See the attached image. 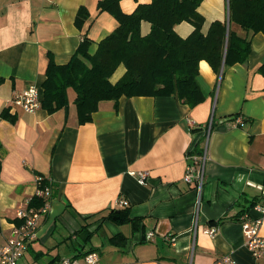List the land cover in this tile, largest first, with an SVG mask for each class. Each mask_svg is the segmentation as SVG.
Segmentation results:
<instances>
[{
	"label": "crops",
	"instance_id": "crops-1",
	"mask_svg": "<svg viewBox=\"0 0 264 264\" xmlns=\"http://www.w3.org/2000/svg\"><path fill=\"white\" fill-rule=\"evenodd\" d=\"M99 1L0 0V241L19 223L17 210L29 206L46 180L49 209L17 264H50L90 249L98 252L100 264H219L224 255L238 264H264L246 248L240 223L244 214L260 217L253 205L264 197L261 32L231 23L250 40L248 58L220 74L200 60L205 98L195 106L175 95L121 96L99 102L91 119L79 123L71 88L68 106L51 113L41 105L25 111L12 102L30 86L42 98L50 59L68 62L84 36L93 52L115 29L117 20L98 9ZM148 2L119 0L125 13ZM79 7L88 11L81 28L74 22ZM198 11L206 33L212 21H227L228 0H202ZM149 30L150 23L142 21L141 34ZM174 30L184 38L193 25L182 21ZM124 71L118 65L111 81ZM237 116L241 124H234ZM188 150L205 155L195 167L203 170L200 192L194 181L183 179ZM142 170L149 174L144 183L136 177ZM119 200L128 204L120 206ZM113 208H126L133 222L104 217Z\"/></svg>",
	"mask_w": 264,
	"mask_h": 264
},
{
	"label": "trees",
	"instance_id": "trees-1",
	"mask_svg": "<svg viewBox=\"0 0 264 264\" xmlns=\"http://www.w3.org/2000/svg\"><path fill=\"white\" fill-rule=\"evenodd\" d=\"M201 2L150 0L125 13L119 0H100L98 9L112 14L118 25L97 42L93 52L92 41L84 36L68 62L56 64L50 59L42 84L41 107L49 113L66 108L69 88L75 92L73 102L79 123L91 119L99 102H116L121 96L175 95L190 106L202 102L205 95L198 82L199 61L208 62L218 74L223 67L246 61L250 40L237 34L231 23L264 34V0H228L229 22L214 20L206 33L201 30ZM87 17L88 11L79 7L74 19L76 26L81 28ZM142 21L150 23L145 35L140 32ZM182 21L193 25L192 32L184 38L174 30L175 24ZM120 64L125 71L112 82L110 77ZM259 69L264 75V63ZM2 115L8 116L5 111ZM47 184L43 180L39 187ZM42 202L41 197L33 196L29 205L38 207ZM104 217L117 224L133 222L126 208L110 209ZM84 229L82 226L78 232Z\"/></svg>",
	"mask_w": 264,
	"mask_h": 264
},
{
	"label": "built area",
	"instance_id": "built-area-1",
	"mask_svg": "<svg viewBox=\"0 0 264 264\" xmlns=\"http://www.w3.org/2000/svg\"><path fill=\"white\" fill-rule=\"evenodd\" d=\"M14 105H17L25 111H34L40 106V93L36 86H30L29 88L16 92L12 99ZM234 124H241V116H237L234 119ZM191 126H194V121H189ZM205 155L193 153L190 150L187 151L186 159L188 160L186 171L183 179L187 182H195V187L200 192L203 183V170L196 169V164L203 161ZM148 171L142 170L136 173V177L140 183H144L148 178ZM41 181L38 178V183ZM262 194H264V187H261ZM42 198L43 202L40 206H28L26 208H20L17 210L16 215L19 219V223L14 224L6 237V239L0 241V264H17L18 260L23 256L27 250L28 244L34 239L37 234L39 226V219L49 209V201L51 197V188L47 184L44 187L38 186L37 195ZM128 203L123 200L118 201V205L124 206ZM255 211L260 214L258 218H251L248 214H244L240 218V223L243 229L245 237V246L256 258H264V235L260 233V223L264 219V197L259 203L253 205ZM215 228H210L207 233L213 235ZM152 233L147 234V238L151 239ZM219 264H238L234 259L228 255H224L218 260ZM50 264H100V256L95 250L85 251L81 257L64 256L51 262Z\"/></svg>",
	"mask_w": 264,
	"mask_h": 264
},
{
	"label": "rangeland",
	"instance_id": "rangeland-1",
	"mask_svg": "<svg viewBox=\"0 0 264 264\" xmlns=\"http://www.w3.org/2000/svg\"><path fill=\"white\" fill-rule=\"evenodd\" d=\"M91 242H92V244H93V243H94V244H97V242H98V238H97V237H94V238L92 239ZM76 245L78 246V243H76ZM77 246H76V247H77ZM70 247H71V246H70ZM97 248H99L98 250H101L102 247H101V245H100V246L97 247ZM72 251H73V250H72ZM61 253H63V248H61L60 254H61Z\"/></svg>",
	"mask_w": 264,
	"mask_h": 264
},
{
	"label": "water",
	"instance_id": "water-1",
	"mask_svg": "<svg viewBox=\"0 0 264 264\" xmlns=\"http://www.w3.org/2000/svg\"><path fill=\"white\" fill-rule=\"evenodd\" d=\"M228 20H229V19H228V15H227V22H228Z\"/></svg>",
	"mask_w": 264,
	"mask_h": 264
}]
</instances>
